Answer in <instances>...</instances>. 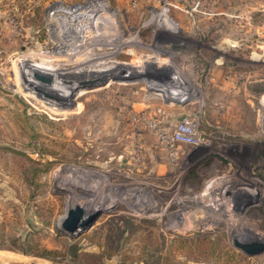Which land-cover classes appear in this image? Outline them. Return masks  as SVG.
Here are the masks:
<instances>
[{"label": "rangeland", "instance_id": "rangeland-1", "mask_svg": "<svg viewBox=\"0 0 264 264\" xmlns=\"http://www.w3.org/2000/svg\"><path fill=\"white\" fill-rule=\"evenodd\" d=\"M236 240L264 241V0H0V252L264 264Z\"/></svg>", "mask_w": 264, "mask_h": 264}, {"label": "water", "instance_id": "water-1", "mask_svg": "<svg viewBox=\"0 0 264 264\" xmlns=\"http://www.w3.org/2000/svg\"><path fill=\"white\" fill-rule=\"evenodd\" d=\"M99 216H100V212L98 210L89 213L83 207L79 205H75L74 207L68 210L65 218L61 221L60 226L58 227V231L62 234L73 237L89 229L99 218ZM235 246L249 257L259 256L264 253V241L243 243L236 240ZM0 264H39V263L34 261L31 263L10 262V263H0ZM48 264H66V263L52 262Z\"/></svg>", "mask_w": 264, "mask_h": 264}, {"label": "built area", "instance_id": "built-area-1", "mask_svg": "<svg viewBox=\"0 0 264 264\" xmlns=\"http://www.w3.org/2000/svg\"><path fill=\"white\" fill-rule=\"evenodd\" d=\"M177 129L179 141H182V143L187 141L188 143L196 144V140L198 138L193 130V127L189 123H181Z\"/></svg>", "mask_w": 264, "mask_h": 264}, {"label": "bare ground", "instance_id": "bare-ground-1", "mask_svg": "<svg viewBox=\"0 0 264 264\" xmlns=\"http://www.w3.org/2000/svg\"><path fill=\"white\" fill-rule=\"evenodd\" d=\"M139 70V67L136 69V71H138ZM141 70V69H140ZM138 73V72H137ZM58 82L59 81H55L54 82V84H55V86H53V87H55V88H59V84H58ZM79 88V87H78ZM75 90V88H70V91H74ZM163 90V89H162ZM62 91V90H61ZM168 94H169V92H168ZM172 94H174V92L172 93ZM179 94V93H178ZM181 94V93H180ZM170 95H171V93H170ZM181 95H184V94H181ZM169 96V95H168ZM172 96V95H171ZM170 96V97H171ZM174 98V97H173ZM179 99V98H178ZM226 203H228V202H226ZM40 261V260H39ZM10 262H20V263H31V262H34V261H32L31 259L30 260H28V259H26V258H22V257H17V255L16 256H13V254L12 255H10L9 253H4V252H0V263H10ZM39 264H46V263H44V262H38Z\"/></svg>", "mask_w": 264, "mask_h": 264}, {"label": "trees", "instance_id": "trees-1", "mask_svg": "<svg viewBox=\"0 0 264 264\" xmlns=\"http://www.w3.org/2000/svg\"><path fill=\"white\" fill-rule=\"evenodd\" d=\"M14 250V248H12ZM16 249V248H15ZM17 251L23 252L25 254H29V250L25 249V248H17Z\"/></svg>", "mask_w": 264, "mask_h": 264}]
</instances>
